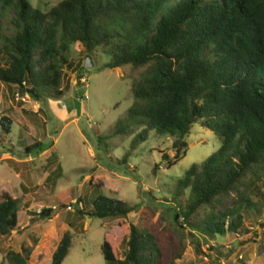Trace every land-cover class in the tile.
I'll return each mask as SVG.
<instances>
[{
  "label": "trees",
  "instance_id": "obj_1",
  "mask_svg": "<svg viewBox=\"0 0 264 264\" xmlns=\"http://www.w3.org/2000/svg\"><path fill=\"white\" fill-rule=\"evenodd\" d=\"M0 10L13 12V33L0 24V82L38 101L60 99L73 44L89 54L102 48L110 58L104 68L139 70L132 83L135 101L113 129L116 136L134 135L121 163L128 164L155 130L174 138V151L163 154L172 167L186 155V137L200 123L222 144L185 171L172 198L177 205L168 209L176 224L183 226V217L186 226L208 237L250 232L242 211L256 205L243 190L256 194L264 183V0H62L48 12L29 0H0ZM11 125L8 118L1 121L7 133ZM46 149L36 140L26 152ZM233 194L232 207L221 209ZM20 207L19 198L1 194V237L10 238L19 227ZM136 210L100 194L93 208L77 212L120 219L121 233H106L102 244L109 264H168L156 236L129 223ZM54 212L44 207L40 216ZM73 238L64 233L51 264L65 261ZM31 252L9 251L3 264H28Z\"/></svg>",
  "mask_w": 264,
  "mask_h": 264
},
{
  "label": "rangeland",
  "instance_id": "obj_2",
  "mask_svg": "<svg viewBox=\"0 0 264 264\" xmlns=\"http://www.w3.org/2000/svg\"><path fill=\"white\" fill-rule=\"evenodd\" d=\"M29 1L48 12L62 0ZM12 17L11 10H0L3 31L13 33ZM68 56L72 67L66 69L65 93L58 100L38 101L0 82V196L8 192L21 201L19 227L10 238L0 236V264L9 251L23 252L26 248L32 249L28 264H51L68 231L74 236L73 246L62 264H109L102 244L106 233L112 238L121 233L120 219L80 216L77 212L93 208L100 194L137 206L129 223L156 236L168 264H264V183L259 184L261 192L256 190V194L243 190L256 205L242 211L248 234L212 238L190 229L183 217V226L176 224L168 208L169 203L176 204L172 198L177 181L193 164L202 163L220 148V137L195 124L186 137V155L168 167L163 154L174 151V138L154 130L128 164L121 163L134 135L116 136L113 129L135 101L132 83L139 70L130 65L104 68L110 58L103 49L89 54L82 44H73ZM88 56L93 57L91 68L85 67ZM5 118L12 121L10 133L2 129ZM102 136L107 139L100 143ZM36 140L47 149L27 153ZM156 166L160 167L157 172ZM97 184L103 185L102 190ZM233 199H237L235 194L220 208L232 207ZM188 200L187 192L180 203ZM69 205H76V211ZM44 207L55 209L51 218L40 216Z\"/></svg>",
  "mask_w": 264,
  "mask_h": 264
},
{
  "label": "water",
  "instance_id": "obj_3",
  "mask_svg": "<svg viewBox=\"0 0 264 264\" xmlns=\"http://www.w3.org/2000/svg\"><path fill=\"white\" fill-rule=\"evenodd\" d=\"M94 66V61H93V57L92 56H88L86 61H85V67L86 68H91ZM80 96V93H79Z\"/></svg>",
  "mask_w": 264,
  "mask_h": 264
},
{
  "label": "built area",
  "instance_id": "obj_4",
  "mask_svg": "<svg viewBox=\"0 0 264 264\" xmlns=\"http://www.w3.org/2000/svg\"><path fill=\"white\" fill-rule=\"evenodd\" d=\"M18 96H19V94H18ZM69 209H73V206H69Z\"/></svg>",
  "mask_w": 264,
  "mask_h": 264
}]
</instances>
